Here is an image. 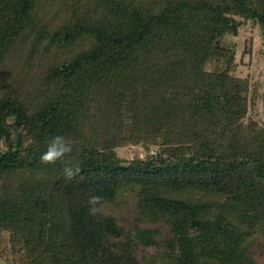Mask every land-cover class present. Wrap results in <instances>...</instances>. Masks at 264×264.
Returning <instances> with one entry per match:
<instances>
[{"label":"trees","instance_id":"trees-1","mask_svg":"<svg viewBox=\"0 0 264 264\" xmlns=\"http://www.w3.org/2000/svg\"><path fill=\"white\" fill-rule=\"evenodd\" d=\"M246 20L264 36V0H0L1 256L252 264L243 243L264 231V87L234 74L223 41ZM57 134L73 151L44 164ZM125 144L145 154L124 158ZM66 165L81 169L73 181ZM121 190L136 197L133 221L89 215L90 196L102 205Z\"/></svg>","mask_w":264,"mask_h":264},{"label":"rangeland","instance_id":"rangeland-1","mask_svg":"<svg viewBox=\"0 0 264 264\" xmlns=\"http://www.w3.org/2000/svg\"><path fill=\"white\" fill-rule=\"evenodd\" d=\"M223 41L235 51L234 74L247 77L251 88H256L261 92L264 87V36L259 23L246 20L239 27L237 34L227 33L224 35ZM251 114L258 119L263 117L260 99L257 100ZM116 150L124 158H130L138 153L145 154V150L135 144H125L117 147ZM135 200L136 197L130 190H121L113 201H105L101 206L104 212L113 214L120 221L129 223L134 219ZM145 224L159 228L161 231L157 236L159 238L166 237L169 232L167 225L163 222ZM4 243H6L5 233H0V247ZM243 246L246 249V257L251 258L252 264H264V231L262 229L247 236ZM213 263L216 262L213 261ZM0 264H11V262L9 258L0 254Z\"/></svg>","mask_w":264,"mask_h":264},{"label":"clouds","instance_id":"clouds-1","mask_svg":"<svg viewBox=\"0 0 264 264\" xmlns=\"http://www.w3.org/2000/svg\"><path fill=\"white\" fill-rule=\"evenodd\" d=\"M73 151V145L63 135L57 134L52 136L47 144L46 150L41 154L40 161L44 164H54L57 160L63 158L66 154ZM81 169L79 166L72 167L66 165L63 168V176L68 181H73L80 174ZM88 213L91 216H96L101 213V198L92 195L88 198L87 202Z\"/></svg>","mask_w":264,"mask_h":264}]
</instances>
